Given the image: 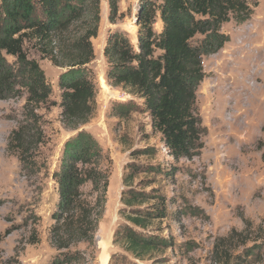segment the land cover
I'll return each mask as SVG.
<instances>
[{"label":"rangeland","instance_id":"obj_1","mask_svg":"<svg viewBox=\"0 0 264 264\" xmlns=\"http://www.w3.org/2000/svg\"><path fill=\"white\" fill-rule=\"evenodd\" d=\"M245 1L252 12L249 20L225 23L221 33L229 42L202 59L204 77L196 90V112L207 132L204 148L193 159L176 161L152 129L142 101L111 87L107 80L106 38L116 31L136 47L139 0H119L115 24L108 21V0H100V24L92 39L94 59L89 65L96 111L80 128L101 147L102 168L108 175L98 229L107 238L110 225L114 232L126 225L119 214L122 178L126 165L133 162L151 172L140 174L132 189H157L166 198L167 217L148 231L173 242L164 253L145 260L134 259L112 244L115 252L107 264H231L246 249L260 247L264 252V0ZM153 28L156 34L162 31L159 18ZM200 39L197 36L191 43ZM30 55L51 85V95L41 106L27 104L25 94L0 101V264H51L58 255L48 242L58 201L52 176L65 142L76 134L60 122L57 80L62 70L32 51ZM131 105L137 111L117 116V111ZM19 129L25 130L24 148L11 147L9 139ZM146 149L154 155L131 156ZM158 168L164 173L157 174ZM147 182L152 185L144 186ZM99 235L94 248L81 243L71 249L84 254V261L75 264H99ZM258 258L264 262V257Z\"/></svg>","mask_w":264,"mask_h":264},{"label":"trees","instance_id":"obj_2","mask_svg":"<svg viewBox=\"0 0 264 264\" xmlns=\"http://www.w3.org/2000/svg\"><path fill=\"white\" fill-rule=\"evenodd\" d=\"M118 3L108 0L110 24L120 17ZM251 13L245 0H139L136 47L119 32L108 34L103 51L109 64L108 84L142 101L152 129L160 134L174 160L193 159L204 148L207 132L196 112V90L204 77L203 57L217 53L229 42L221 33L225 23L231 19L245 23ZM157 18L162 23L159 34L153 28ZM99 24L100 0H0V101L25 94L27 104L49 102L51 85L31 58L32 51L62 70L57 80L60 122L76 132L65 142L59 168L52 176L58 201L51 215L48 242L58 255L51 264L84 261V254L71 249L81 243L94 248L106 205L108 175L102 168L103 151L90 133L80 130L96 111L89 65ZM197 36L201 39L192 44ZM134 111L137 106L131 105L117 111V116L127 117ZM24 132L14 131L9 145L24 148ZM144 155L154 152L146 149L131 154ZM163 171L158 168L156 173ZM150 172L133 162L126 165L119 213L126 225L114 232L112 240L137 260L154 259L173 246L172 240L148 231L167 217L166 198L157 189H132L140 174ZM150 202H155L150 208H137ZM258 249L235 255L231 264H263L258 257H264V252Z\"/></svg>","mask_w":264,"mask_h":264},{"label":"crops","instance_id":"obj_3","mask_svg":"<svg viewBox=\"0 0 264 264\" xmlns=\"http://www.w3.org/2000/svg\"><path fill=\"white\" fill-rule=\"evenodd\" d=\"M110 230L109 237L107 238L101 236L99 229L97 231L96 237L100 234L99 237L101 238V241L98 242L99 254L97 260L99 264H107L109 257L115 252L114 246L112 245V236L114 232L113 225H110Z\"/></svg>","mask_w":264,"mask_h":264}]
</instances>
